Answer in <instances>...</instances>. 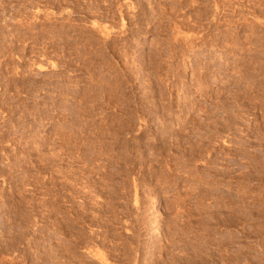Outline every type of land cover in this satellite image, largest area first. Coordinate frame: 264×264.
<instances>
[{
    "label": "rangeland",
    "instance_id": "1",
    "mask_svg": "<svg viewBox=\"0 0 264 264\" xmlns=\"http://www.w3.org/2000/svg\"><path fill=\"white\" fill-rule=\"evenodd\" d=\"M0 264H264V0H0Z\"/></svg>",
    "mask_w": 264,
    "mask_h": 264
},
{
    "label": "bare ground",
    "instance_id": "2",
    "mask_svg": "<svg viewBox=\"0 0 264 264\" xmlns=\"http://www.w3.org/2000/svg\"><path fill=\"white\" fill-rule=\"evenodd\" d=\"M54 65V64H53ZM62 87V86H61Z\"/></svg>",
    "mask_w": 264,
    "mask_h": 264
}]
</instances>
